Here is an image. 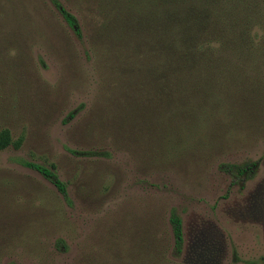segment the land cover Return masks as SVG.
I'll use <instances>...</instances> for the list:
<instances>
[{
  "label": "rangeland",
  "instance_id": "obj_1",
  "mask_svg": "<svg viewBox=\"0 0 264 264\" xmlns=\"http://www.w3.org/2000/svg\"><path fill=\"white\" fill-rule=\"evenodd\" d=\"M58 1L80 37L50 0H0V264H264V23L188 83L131 1Z\"/></svg>",
  "mask_w": 264,
  "mask_h": 264
},
{
  "label": "trees",
  "instance_id": "obj_2",
  "mask_svg": "<svg viewBox=\"0 0 264 264\" xmlns=\"http://www.w3.org/2000/svg\"><path fill=\"white\" fill-rule=\"evenodd\" d=\"M62 19L73 33L80 37L81 29L76 16L68 11L58 0H50ZM135 10L129 11L137 27L156 40V46L167 65V72H175L177 78L188 83L192 76L201 72L205 61L216 58L235 46V52L249 53L259 48L255 33L249 21L264 23L262 15L250 19L253 4L264 0H129ZM249 15H248V14ZM259 14V13H258ZM123 23V22H122ZM131 23V22H129ZM231 33V36H230ZM229 34V35H228ZM208 59V60H207ZM174 71V72H173ZM168 76H171L168 74ZM173 77V76H171ZM184 77V78H183ZM174 79V78H172ZM11 143L8 129L0 130V149ZM18 142L15 143L17 145ZM24 165L38 171L52 182L56 189L69 200L66 187L50 166L25 162ZM238 173L240 166L235 167ZM174 245L179 248L182 243L180 218L170 215ZM250 264H254L250 262Z\"/></svg>",
  "mask_w": 264,
  "mask_h": 264
}]
</instances>
